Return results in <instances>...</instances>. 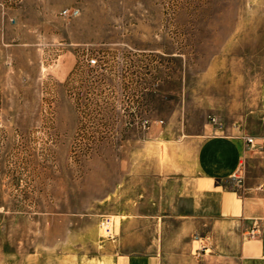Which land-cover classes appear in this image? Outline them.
<instances>
[{
	"label": "rangeland",
	"instance_id": "rangeland-1",
	"mask_svg": "<svg viewBox=\"0 0 264 264\" xmlns=\"http://www.w3.org/2000/svg\"><path fill=\"white\" fill-rule=\"evenodd\" d=\"M217 130L264 179V0H0V264H103L132 232L188 264L209 245L171 209Z\"/></svg>",
	"mask_w": 264,
	"mask_h": 264
},
{
	"label": "crops",
	"instance_id": "crops-1",
	"mask_svg": "<svg viewBox=\"0 0 264 264\" xmlns=\"http://www.w3.org/2000/svg\"><path fill=\"white\" fill-rule=\"evenodd\" d=\"M233 133L203 135L186 171L184 186L190 188L171 209L183 222L182 235L196 231L202 234V247L209 245L188 264H264V179L249 176L243 187L236 181L248 144ZM254 228L258 234L252 236ZM118 235L115 231L114 239ZM138 238L136 232L122 233L121 246L106 253L103 264H165L162 248L138 249ZM195 246L192 241V251Z\"/></svg>",
	"mask_w": 264,
	"mask_h": 264
},
{
	"label": "built area",
	"instance_id": "built-area-1",
	"mask_svg": "<svg viewBox=\"0 0 264 264\" xmlns=\"http://www.w3.org/2000/svg\"><path fill=\"white\" fill-rule=\"evenodd\" d=\"M13 1H16V0H13ZM80 13V10L79 8H67L63 11V14L65 16H68V17H75V16H78ZM87 63L89 66L91 67H95V66H98L99 65V59L97 56H91L87 59ZM211 121L213 123H216V118L213 116L211 117ZM143 124L145 127L147 126H150L151 122L149 119H145L143 121ZM244 138V140L246 141L247 144H250V145H255V137L252 136V135H249V134H244L242 136ZM241 179H239V182H240ZM102 228H103V232H104V237L106 238H109V239H112L115 237V221L113 219V216H110V215H106L103 220H102ZM252 236H255L258 234L257 232V228H254L251 233H250Z\"/></svg>",
	"mask_w": 264,
	"mask_h": 264
}]
</instances>
